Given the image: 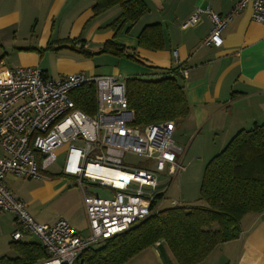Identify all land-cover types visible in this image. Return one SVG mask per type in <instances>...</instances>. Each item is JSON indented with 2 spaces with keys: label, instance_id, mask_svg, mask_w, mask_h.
Segmentation results:
<instances>
[{
  "label": "crops",
  "instance_id": "crops-1",
  "mask_svg": "<svg viewBox=\"0 0 264 264\" xmlns=\"http://www.w3.org/2000/svg\"><path fill=\"white\" fill-rule=\"evenodd\" d=\"M144 1L148 11L129 31L122 28L115 34L108 24L120 14L118 5L94 15L95 0H0V62L3 63L0 68L32 66L53 78L80 71L97 74L95 67L99 63L70 46L80 43L84 50L94 54L100 52L104 42L112 40L125 47V52L135 54V59L112 54L114 58L106 61L109 66L102 74L153 77L160 70L176 66L186 69L184 88L191 109L179 126H175L182 138L208 137V149L216 150L217 154L237 131L249 129L254 123H264V24L251 19V7L246 6L231 17L220 32L222 44L213 46L203 41L212 24L207 13H201L192 25L183 27L182 24L197 8L208 6L225 15L238 0ZM152 23L162 27L165 39L162 50L138 47V33ZM48 44L50 49L46 48ZM183 149L185 153L186 148ZM55 174L60 177L45 179L30 190L26 199L14 194L25 206L32 205L28 213L38 219L34 207L37 202L41 204L72 193L74 202L67 203L61 213L45 223L64 218L76 231L83 232L86 228L81 224L87 217L82 191L79 187L71 188L61 170ZM6 177L12 180L15 176L7 174ZM9 214L14 220L9 222L11 235L18 228L15 215L3 211L0 218L9 220ZM240 227L238 238L218 244L197 264H264V212L244 215ZM26 234L31 233H25L19 240L24 241ZM10 241L18 240L11 238ZM122 264L177 262L168 245L158 241Z\"/></svg>",
  "mask_w": 264,
  "mask_h": 264
},
{
  "label": "built area",
  "instance_id": "built-area-1",
  "mask_svg": "<svg viewBox=\"0 0 264 264\" xmlns=\"http://www.w3.org/2000/svg\"><path fill=\"white\" fill-rule=\"evenodd\" d=\"M248 5L251 19L264 24V0H238L225 15L208 6L197 8L182 26L207 13L212 24L203 41L220 46L224 25ZM173 56L176 59V51ZM179 72L186 77V69L181 67ZM124 79L81 71L53 78L32 66L0 68V212L15 215L18 228L12 240L25 233L37 236L45 257L35 264H74L89 246L156 213L168 200L174 177L184 169V149L173 140L174 121L134 124ZM85 85L94 87L91 114L77 108L72 96ZM58 150L65 154L61 173L75 178L82 191L86 233L76 231L64 218L36 222L5 184L7 174L42 177ZM90 185L106 188L107 195L91 193ZM176 204L169 200L170 206Z\"/></svg>",
  "mask_w": 264,
  "mask_h": 264
},
{
  "label": "trees",
  "instance_id": "trees-1",
  "mask_svg": "<svg viewBox=\"0 0 264 264\" xmlns=\"http://www.w3.org/2000/svg\"><path fill=\"white\" fill-rule=\"evenodd\" d=\"M118 5L120 14L108 26L115 34L131 26L148 11L144 0H95L97 15ZM138 47L162 50L165 39L159 23L145 25L137 35ZM84 56L92 53L75 47ZM47 49L51 46L48 44ZM100 52L135 59L125 47L112 40ZM180 66L160 70L153 77H125L127 105L135 114L134 124L185 119L190 104L185 94ZM75 106L94 111V87L85 85L73 91ZM199 205L163 207L128 230L86 248L74 264H122L144 248L164 241L177 264H197L218 244L236 239L240 220L248 213L264 212V123L237 131L226 145L209 159L199 187ZM14 256H0V264H35L45 257L39 242L10 241Z\"/></svg>",
  "mask_w": 264,
  "mask_h": 264
},
{
  "label": "rangeland",
  "instance_id": "rangeland-1",
  "mask_svg": "<svg viewBox=\"0 0 264 264\" xmlns=\"http://www.w3.org/2000/svg\"><path fill=\"white\" fill-rule=\"evenodd\" d=\"M75 47H80V46L76 45ZM3 57L5 56H2V58ZM92 57L94 58V61H97V63H99L98 66L95 67V72L97 74H102L105 67L109 66L105 64L106 61H110L112 58H114L113 55L108 52H95L94 54H92ZM88 58H90V56ZM0 61H1V57H0ZM1 64L3 63L0 62V65ZM182 120H176L175 126L178 127ZM181 136L182 134L180 129L179 128L175 129L173 133L174 143L182 148H186L182 161V164L184 165V169L174 177L172 183L170 184L167 192L168 200L162 204V206L164 207L170 206L169 200H175L177 202L176 205L201 204V201L199 200V187H200L203 169L205 167V164L209 161V159L216 153L215 152L216 150L210 151L208 149L209 140H210V138L208 137L203 138L197 135L196 138H192L193 137L192 135L189 139H187L186 137L183 136L182 138ZM61 150H58L56 152L57 156L55 162L51 166H49L47 171L44 172L42 174V177L40 178L13 177V179L10 180L8 177H5L4 181L9 186L10 191L13 194L16 193L17 195H19L20 199L23 197H25L26 199V197L28 198L30 190L35 186L41 185V183L45 179L51 177L54 178L60 177L59 174H55V173L61 170V166L64 160L65 154ZM133 157L135 156H131L129 158L130 159L132 158V160L137 159V157L136 158ZM63 177L66 178V183L69 184L71 188H78V186L75 185L76 183L75 178L65 175ZM161 180H163V178H161ZM88 190L91 193H96L100 196H105L108 193V190L106 188L100 187L98 185H90L88 187ZM74 199L75 196L72 193H69L65 197L57 196L54 199L41 204L40 202H37V205H35L34 207L36 209V213L38 214L37 216L38 219H34V218L33 219L36 222L45 223L47 222L46 220L49 219L50 217L56 215L57 213H61L63 209L66 207V204L73 203ZM29 207H31L32 210V205H27L26 206L27 211ZM9 215L11 218L9 220L0 218V256L3 254H6L7 256L14 255V252L9 248L8 245V242L11 240L10 237L11 227L9 226V222L11 221L14 223V220H12L13 216L11 214ZM7 217L9 218L8 215ZM81 227L86 228V230L83 231L84 233H86L88 230V222L86 220H83ZM23 240L37 241L38 238L34 234H26L23 237Z\"/></svg>",
  "mask_w": 264,
  "mask_h": 264
}]
</instances>
